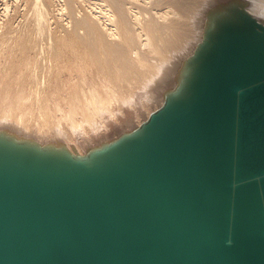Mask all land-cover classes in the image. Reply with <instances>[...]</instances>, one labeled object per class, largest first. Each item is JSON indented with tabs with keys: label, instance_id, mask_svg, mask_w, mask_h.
Listing matches in <instances>:
<instances>
[{
	"label": "water",
	"instance_id": "water-1",
	"mask_svg": "<svg viewBox=\"0 0 264 264\" xmlns=\"http://www.w3.org/2000/svg\"><path fill=\"white\" fill-rule=\"evenodd\" d=\"M216 0L163 103L81 152L0 125V264H264V20Z\"/></svg>",
	"mask_w": 264,
	"mask_h": 264
},
{
	"label": "bare ground",
	"instance_id": "bare-ground-1",
	"mask_svg": "<svg viewBox=\"0 0 264 264\" xmlns=\"http://www.w3.org/2000/svg\"><path fill=\"white\" fill-rule=\"evenodd\" d=\"M215 1L216 0H111V3H113L111 5L112 7L105 12L108 21L107 25L109 24L110 27L104 26V28H101L100 25L98 26L97 23L91 20V24L89 25L88 23L89 26L86 24V26L89 27L87 35L81 36L83 42H81V38L79 39L76 37L75 39H78V41H75L76 43H69L74 44L76 47H81L76 49V53L80 55L81 61L89 60L90 65L97 68L98 74L95 73V76H93L102 78L106 87L112 88L114 92L122 93L123 97L117 94H108L105 96L106 91H102V88H96L86 93L82 91L79 83L75 82L73 88H70V86L67 87L70 96L65 101L70 103L69 110L61 117H52L50 115L52 109L47 103L45 104V102L29 105V101H25L23 98L20 99L19 96H16L12 101L10 99V104L6 105L1 96L0 125H10L27 133H33L39 137V139H46L44 138L45 128H37L34 130V128L30 126L31 121L40 119L44 122H50L51 124L52 122H57L49 139L60 138L64 140V138H66L65 141L69 146H75L82 152L86 146L91 144L92 139H84L86 143L83 145L84 149L81 150L79 148L81 146L73 144L69 139V135L64 131V126H62L64 120H68L70 125L72 124L71 128L74 129V136L75 134L80 136V130L83 129L82 126L85 128V124L81 122V119L91 124L93 122L92 120L100 114L98 110L108 105L110 107L113 101H121L131 106L135 105L138 117L139 115L145 117L144 114L146 110L143 112L140 105L141 102L143 109L147 108L148 115H146V117L149 116L151 113L149 107L152 108V105L160 106V104L163 103V91L174 81V75L181 59L189 54L198 41L201 40L206 10ZM247 1L248 9L256 17L264 20V0ZM140 2L142 3L140 4ZM91 10H93V8ZM96 18L99 19V16L96 15ZM98 19L95 20L98 22ZM84 21L87 23L88 20ZM43 33L45 32L43 31L41 34ZM70 34L73 35L74 33ZM43 35L45 36V34ZM27 37L28 35L24 34V38L26 39ZM31 40H29V42ZM57 41L59 40L57 39ZM53 43H55V41H53ZM12 45L15 46L13 48L17 46H24L23 50L25 48V44L21 43ZM52 46L59 47L55 44H52ZM64 52L67 51L62 47L61 49L54 48L53 50L55 56H59ZM70 79L73 80L76 79V77ZM11 86V84H8V88L11 89ZM34 91L40 94L42 92L41 85L35 86ZM98 95L99 104L94 107L95 110L92 112L90 107L86 106V101L90 99L94 104L93 101L97 99ZM20 100L26 111L31 110V115L25 114V110L19 105ZM11 104L15 105V109L9 107ZM78 115L81 117L78 118ZM136 119L138 118L136 117ZM142 120L140 119L139 124ZM133 123L135 122L132 118L128 120L126 125L130 127L131 124L134 125Z\"/></svg>",
	"mask_w": 264,
	"mask_h": 264
},
{
	"label": "rangeland",
	"instance_id": "rangeland-1",
	"mask_svg": "<svg viewBox=\"0 0 264 264\" xmlns=\"http://www.w3.org/2000/svg\"><path fill=\"white\" fill-rule=\"evenodd\" d=\"M112 4L111 0H0V97H3L4 103L6 105L10 104V99L12 101L16 96L29 101V105L45 102L52 109L50 113L52 117H61L70 108V103L65 101L70 96L67 87L73 88L75 82L79 83L82 91L86 93L96 88H102V91H106L105 96L117 94L123 97L122 93L114 92L112 88L106 87L102 78L94 77L95 73L98 74L97 68L91 66L89 60L81 61L80 55L76 53V49L81 47L69 43H76L75 41H78V39H75L76 37L81 38V42H83L82 37L87 35L89 28L87 26L91 24V20L97 23L98 26L100 25L101 28H104V26L110 27L109 24L107 25L105 12L112 7ZM92 8L93 10H91ZM96 15L99 16V19L96 18ZM83 19L88 20L87 23ZM95 19H98V22ZM41 31L45 32L43 33L45 36L41 34ZM70 33H74V36ZM24 34L28 35L26 39ZM29 34H32L31 38ZM29 40L31 41L29 42ZM16 43L25 44L24 50L22 45V47L13 48L15 46L12 44L15 45ZM52 44L58 45L60 48L52 46ZM61 47L67 52L55 56L53 53L54 48L61 49ZM69 77H76V79L72 80ZM8 84L12 85L11 89L8 88ZM37 85H41L42 92L40 94L34 91ZM98 99L99 95L93 101L94 104L90 99L86 101V106H89L92 112L95 110L94 107L99 104ZM19 105L25 110L21 100ZM140 105L143 112L146 110L145 117L142 115L138 117L135 105L131 106L121 101H113L111 108L108 105L98 110L100 114L92 120L91 124L81 119V122L85 124V128L82 126L80 136L76 134L74 136V129L71 128L72 124L70 125L68 120H64L62 126H64L63 129L66 134L69 135L70 141L77 146H81L79 148L83 150V145L86 143L84 139H92L91 143H94L100 139L115 136L121 131L135 126V124H139L140 119L147 118V108L143 109L141 102ZM9 107L15 109L13 104ZM151 107H149L150 112L159 106L152 105ZM25 114L31 115V110H25ZM77 117L81 116L78 115ZM132 118L135 123L129 127L126 124ZM55 124L57 125V122L51 124L40 119H34L31 121L30 126L34 130L45 128L44 138L49 139L52 130L56 127Z\"/></svg>",
	"mask_w": 264,
	"mask_h": 264
}]
</instances>
